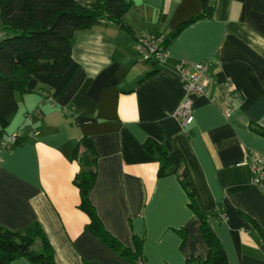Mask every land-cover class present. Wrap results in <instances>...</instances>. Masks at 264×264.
Listing matches in <instances>:
<instances>
[{
	"label": "crops",
	"instance_id": "1",
	"mask_svg": "<svg viewBox=\"0 0 264 264\" xmlns=\"http://www.w3.org/2000/svg\"><path fill=\"white\" fill-rule=\"evenodd\" d=\"M210 1L211 18L169 42L200 15L199 0H125L132 35L104 21L79 31L69 70L31 79L7 130L22 143L0 156V228L40 225L61 264H131L86 230L79 209L74 154L91 143L97 179L90 200L105 228L128 248L134 236L142 240L145 264L205 258L200 222L178 176L160 178L144 147L154 139L180 154L201 210L222 208L225 220L209 224L229 264H264V242L244 217L264 230V193L249 168L264 156V136L255 131L264 130V0ZM149 32L167 39L163 65L143 62L132 47L135 35ZM184 61L207 62L210 91L232 83L240 102L230 116L221 101L195 97L193 123L181 127L176 110L185 92L177 71Z\"/></svg>",
	"mask_w": 264,
	"mask_h": 264
},
{
	"label": "trees",
	"instance_id": "2",
	"mask_svg": "<svg viewBox=\"0 0 264 264\" xmlns=\"http://www.w3.org/2000/svg\"><path fill=\"white\" fill-rule=\"evenodd\" d=\"M199 16L180 24L169 42L193 22L211 18L210 0H199ZM131 8L125 0H0V140L7 138L12 117L19 109L18 96L28 92L36 76L64 75L73 64V41L77 32L90 30L101 22L114 23L129 34L125 17ZM149 74L150 75H153ZM264 136L263 129L255 130ZM22 143L20 138L19 143ZM80 143L75 150L81 169L74 183L81 194L79 209L89 219L86 230L131 264L144 262L143 241L134 236V248L124 246L103 225L91 203L90 193L97 179V156L93 145ZM159 163L158 176H178L188 196V206L200 222L201 236L207 246L205 258H190L185 264H229L224 248L210 227V221L223 222L220 212L201 210L182 166L178 152L168 151L161 143L149 139L144 145ZM81 148L83 151L81 152ZM220 210L222 208L219 206ZM264 242V230L249 216H244ZM182 236L186 233L181 231ZM26 259L31 264H61L53 245L40 225L23 231L0 228V264Z\"/></svg>",
	"mask_w": 264,
	"mask_h": 264
},
{
	"label": "built area",
	"instance_id": "3",
	"mask_svg": "<svg viewBox=\"0 0 264 264\" xmlns=\"http://www.w3.org/2000/svg\"><path fill=\"white\" fill-rule=\"evenodd\" d=\"M76 1L89 4L92 0ZM167 44V39L163 34L149 32L135 35L132 47L143 62L163 65L170 58ZM177 73L185 92L184 98L176 110V118L182 128H186L193 123V98L195 97L207 98L213 104L221 101L226 107L224 111L226 117L230 116L240 102V94L230 81L215 86L212 91L208 89L211 80L208 74L207 62L192 63L184 61L178 66ZM65 113L69 115L70 110L66 109ZM19 140L20 137L16 134L0 140V156L3 152L10 151L17 146ZM249 168L253 185L264 193V156H254ZM215 211L220 212L219 218L224 221L225 214L223 210L217 207ZM139 264L145 263L140 262Z\"/></svg>",
	"mask_w": 264,
	"mask_h": 264
},
{
	"label": "rangeland",
	"instance_id": "4",
	"mask_svg": "<svg viewBox=\"0 0 264 264\" xmlns=\"http://www.w3.org/2000/svg\"><path fill=\"white\" fill-rule=\"evenodd\" d=\"M0 28H1V15H0Z\"/></svg>",
	"mask_w": 264,
	"mask_h": 264
}]
</instances>
